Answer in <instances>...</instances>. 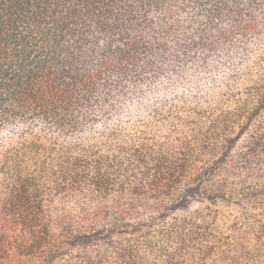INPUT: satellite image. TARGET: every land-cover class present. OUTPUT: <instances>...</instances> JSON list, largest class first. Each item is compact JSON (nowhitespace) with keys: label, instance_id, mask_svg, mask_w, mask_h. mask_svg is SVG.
<instances>
[{"label":"trees","instance_id":"16d2710c","mask_svg":"<svg viewBox=\"0 0 264 264\" xmlns=\"http://www.w3.org/2000/svg\"><path fill=\"white\" fill-rule=\"evenodd\" d=\"M0 264H264V0H0Z\"/></svg>","mask_w":264,"mask_h":264},{"label":"rangeland","instance_id":"374dc122","mask_svg":"<svg viewBox=\"0 0 264 264\" xmlns=\"http://www.w3.org/2000/svg\"><path fill=\"white\" fill-rule=\"evenodd\" d=\"M199 207H201V204L198 195H196V193H193L183 204L180 212L184 214H190L197 211Z\"/></svg>","mask_w":264,"mask_h":264}]
</instances>
